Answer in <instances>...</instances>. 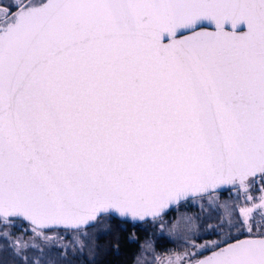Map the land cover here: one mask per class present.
Segmentation results:
<instances>
[{
  "label": "snow or ice",
  "instance_id": "snow-or-ice-1",
  "mask_svg": "<svg viewBox=\"0 0 264 264\" xmlns=\"http://www.w3.org/2000/svg\"><path fill=\"white\" fill-rule=\"evenodd\" d=\"M189 201L216 223L164 220ZM112 213L183 242L135 264H264V0L0 4V239L82 255Z\"/></svg>",
  "mask_w": 264,
  "mask_h": 264
},
{
  "label": "rangeland",
  "instance_id": "rangeland-1",
  "mask_svg": "<svg viewBox=\"0 0 264 264\" xmlns=\"http://www.w3.org/2000/svg\"><path fill=\"white\" fill-rule=\"evenodd\" d=\"M9 3V0H0V4L7 5ZM261 193L259 192V195ZM235 194L230 193L227 196H221L219 195V199L221 202L225 200H235ZM205 208L208 207L207 203L204 204ZM189 215L193 216L196 222L197 230L198 232H202L203 229L211 223H216V219H218L219 213L217 211H213L211 214L213 216L212 219L208 218V213L202 212L199 204L193 205L190 201L188 203H181L177 208L172 210L168 215L164 217L165 221H172L175 217L178 215ZM110 220L108 217H101L98 219L95 225L87 227L84 229V231L87 233L86 236H81L80 239L84 242L85 248L83 250V254L81 255L79 251L76 252V254H73L72 248L69 247L67 251V257L64 259H61L59 256V253L62 251V249L56 248V247H46L42 244V247H44V256L42 257V264H47V261L51 260L53 261V264H81V261L84 260L89 256V250H91L93 243L95 242V239L97 240V237L99 235H102L106 233V231L111 228ZM140 227L142 228L141 231L144 233L143 239L139 243V249L137 253L135 254L134 261L132 264H135L136 257L140 255L141 253V245L145 243L147 240H151L153 242V250L151 253L145 252V257L151 261L152 255L156 253H164L167 252L169 249L180 251L182 250V241L175 240L172 237H169L165 232H160V224L159 222L156 224H153L152 222H145L143 224H140ZM170 227V223L166 226ZM14 228V229H13ZM22 229H28L26 227L20 226L15 224L11 227V233L13 234V237L17 235H24L25 240L29 239V237L32 236L26 234L28 232H22ZM48 235H52V232H48ZM59 235L64 237V243H67L71 245L73 243V236L75 233L73 231H68L65 233V231H59ZM210 239H217L216 236L212 235H201L197 239V243H203L205 240ZM37 243H41L40 241H37ZM0 251L2 250H8L9 256L11 257V263L20 262L18 258H16L12 254V250L7 247V242L5 240L0 239ZM25 255H27L29 259V264H31V258L39 255L38 252L33 251L32 249H29L26 251ZM15 257V258H14ZM5 258V257H4ZM8 263V260H4L0 256V264H6ZM23 263V262H22Z\"/></svg>",
  "mask_w": 264,
  "mask_h": 264
},
{
  "label": "trees",
  "instance_id": "trees-1",
  "mask_svg": "<svg viewBox=\"0 0 264 264\" xmlns=\"http://www.w3.org/2000/svg\"><path fill=\"white\" fill-rule=\"evenodd\" d=\"M102 217H108L109 226L112 227L106 233L99 235L97 240L95 239L91 250H89V256L82 260L81 264H132L139 249V243L144 237L140 224L138 222L120 221L108 215ZM16 224L29 228L21 221ZM30 233L29 231L26 234L30 235ZM0 256L4 260H8L6 264H12L11 257L13 256H9L8 250L0 251ZM13 264L23 263L20 261Z\"/></svg>",
  "mask_w": 264,
  "mask_h": 264
},
{
  "label": "water",
  "instance_id": "water-1",
  "mask_svg": "<svg viewBox=\"0 0 264 264\" xmlns=\"http://www.w3.org/2000/svg\"><path fill=\"white\" fill-rule=\"evenodd\" d=\"M209 30H211V29H209ZM185 34H187V33H185ZM223 191H226V190H221L220 192H223ZM175 207H176V206H173V207H172V210H173ZM170 211H171V210H170ZM170 211H168L167 213H169ZM102 216H105V215H101V216H99L98 219H99L100 217H102ZM108 216L114 217V218H116V219H118V220H120V221H132V219H131L130 217H127V218H125V217H120L118 213L108 214ZM98 219H97L96 221H94V222H91L90 225L87 226V227H90V226L95 225L96 222L98 221ZM21 222H22V221H21ZM133 222H141V221H138V220H137V221H133ZM23 223L29 226L28 223H26V222H23ZM87 227H86V228H87ZM208 254H209V253H208ZM208 254H206V255H208ZM206 255H204V256H206Z\"/></svg>",
  "mask_w": 264,
  "mask_h": 264
},
{
  "label": "flooded vegetation",
  "instance_id": "flooded-vegetation-1",
  "mask_svg": "<svg viewBox=\"0 0 264 264\" xmlns=\"http://www.w3.org/2000/svg\"><path fill=\"white\" fill-rule=\"evenodd\" d=\"M230 193H232L231 191H230V189L229 190H226V191H223V192H219V195H221V196H227L228 194H230ZM250 195H253V196H259V186L257 185L256 186V188H254L253 189V191L250 193ZM176 208V207H175ZM174 208V209H175ZM173 209V210H174ZM171 212V211H170ZM169 212V213H170ZM169 213H167L166 215H168ZM165 215V216H166ZM164 216V217H165ZM131 222H133V221H131ZM145 222H151V220L149 219V220H147V221H144V222H138L139 224H143V223H145ZM206 254H208V252H203L202 253V256H204V255H206Z\"/></svg>",
  "mask_w": 264,
  "mask_h": 264
}]
</instances>
